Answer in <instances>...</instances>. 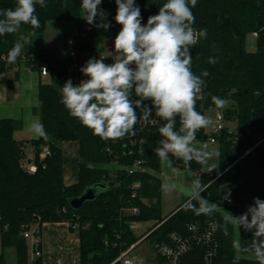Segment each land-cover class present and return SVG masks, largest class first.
I'll return each instance as SVG.
<instances>
[{
    "label": "trees",
    "instance_id": "obj_1",
    "mask_svg": "<svg viewBox=\"0 0 264 264\" xmlns=\"http://www.w3.org/2000/svg\"><path fill=\"white\" fill-rule=\"evenodd\" d=\"M166 0H135L141 9L142 22L158 14ZM46 7L36 5L40 26L23 25L18 32L0 36V75L14 67L2 58L17 41H24L46 31L51 21H75L77 24L74 50L77 58L49 56L36 51L30 43H24L22 54L28 57L25 64L41 71L47 62L50 82L39 86V115L47 132L46 138L29 141L35 149L33 159L26 160V142L16 140L14 134L23 123L19 119H0V235L2 248L15 250L16 264H43L42 256L30 258V246L24 232L40 223L68 222L77 225L81 241V264H111L120 252L141 237L129 229V222L155 221L147 239L154 244L168 239L172 232L190 235L189 225L204 226L217 221L219 249L214 264H258L237 254L254 256L236 251L233 239L243 245L251 244L252 232L237 230L229 225V235H224L222 216L225 211L241 215L253 204L254 198L264 200V0H197L192 8L196 29H207V38H201L191 50L192 70L202 77L205 87L197 110L222 111L227 121L236 123L234 129L225 127L215 135L219 145V171L203 173L202 184L206 191L201 195L217 206L212 215H197L185 204L167 220L162 216L160 158L155 153L162 139L158 126L136 127V135L117 141H104L94 136L76 119L69 116L61 103L60 89L69 79L77 84L75 62L86 52H95L99 59L104 44L117 34L111 24L115 21V0H102L99 6L104 13L108 29L89 25L82 17V0H45ZM16 0H0V12L14 8ZM2 18V17H0ZM101 23L100 17L96 24ZM258 33L256 49L247 48L252 33ZM101 53V54H100ZM21 54V55H22ZM216 58L217 63H208ZM20 56L16 63H22ZM111 63L112 57L106 58ZM226 99L230 105L217 108L211 97ZM146 104L151 106L150 101ZM138 114H139V110ZM154 115V112H153ZM179 126V121H177ZM212 134L206 129L197 133L200 142L208 141ZM80 144V178L78 183L67 186L63 181L64 141ZM135 143H131L132 141ZM49 154L41 158L44 148ZM181 169L202 170L203 165L192 161L190 165L177 160ZM138 163V165H136ZM26 164L37 166L32 173ZM138 185V186H136ZM88 188H95L97 196L74 210L70 200L81 196ZM230 191V201L223 199ZM135 193V196H133ZM195 203V201H193ZM138 208L139 214H122L124 208ZM65 209V210H64ZM115 244L118 246L115 247ZM40 244L38 245V247ZM205 248L196 246L184 257L183 264H203ZM0 264H8L5 253Z\"/></svg>",
    "mask_w": 264,
    "mask_h": 264
},
{
    "label": "clouds",
    "instance_id": "obj_2",
    "mask_svg": "<svg viewBox=\"0 0 264 264\" xmlns=\"http://www.w3.org/2000/svg\"><path fill=\"white\" fill-rule=\"evenodd\" d=\"M101 3L102 0H82L81 17L89 25L106 30L110 24L104 21ZM37 4L47 6L45 0H16L14 8L0 12V36L16 33L23 25L38 28ZM115 4L114 19L120 30L114 39L113 62L108 63L101 56L88 59L80 69L86 79L78 84L71 79L65 82L60 89L61 103L70 117L104 141L135 136L138 123L155 125L154 112L162 121L158 128L162 139L154 150L161 162L171 164L170 157H174L186 165L192 161L206 165L219 153L198 147L197 133L212 127L214 122L196 107L205 87L202 77L209 75L207 70L199 75L192 70L190 50L201 38H207V29L194 27L192 8L197 0H166L146 24L142 23L141 9L135 0H115ZM98 16L101 23L96 24ZM24 43L17 41L8 51L9 64L21 56ZM217 62L216 58L208 60L210 64ZM211 99L217 108L227 107L226 99L218 96ZM27 127L35 138L47 137L39 120L29 117ZM178 187L169 182L162 185V191L172 194ZM205 191L206 186L199 178L182 190L188 197L187 207L197 215H212L216 211L217 206L201 195ZM230 194L225 192L223 199L231 202ZM229 225L254 236L249 245L233 239L232 247L254 255L258 264H264V200L254 198L247 211L238 216L225 211L220 225L224 235H229Z\"/></svg>",
    "mask_w": 264,
    "mask_h": 264
},
{
    "label": "crops",
    "instance_id": "obj_3",
    "mask_svg": "<svg viewBox=\"0 0 264 264\" xmlns=\"http://www.w3.org/2000/svg\"><path fill=\"white\" fill-rule=\"evenodd\" d=\"M48 78L49 80L47 81V76H42L39 70H34L26 64H17L0 75V119L12 118L22 121V128L16 131L14 136L16 140L26 142V160L30 162L34 157L35 149L29 141L38 138H35L28 129V118L41 122L39 115V86L42 83L50 82V77ZM208 141L215 144L216 149H213L211 145L203 149L219 153L218 143ZM61 146L63 181L65 185L71 186L78 183L80 178V144L78 141L71 140L64 141ZM209 160L216 167L211 171L208 162L203 165L200 171L181 169L177 164L176 158L171 161V164L162 163L159 175L162 185L175 182L179 186L172 194H167L164 191L161 193V208L164 220L170 218L187 204L188 197L182 192L184 187L191 185L194 179L199 178L202 180L203 173L219 171V155L213 156ZM149 231L145 235H149ZM31 245L30 243L29 246L31 247ZM37 249L42 253L43 264H81V241L78 230L74 227L72 228V225L68 222L43 223L40 246ZM30 255V257H33L31 248ZM14 256H16V253ZM14 261L16 264L17 258Z\"/></svg>",
    "mask_w": 264,
    "mask_h": 264
},
{
    "label": "built area",
    "instance_id": "obj_4",
    "mask_svg": "<svg viewBox=\"0 0 264 264\" xmlns=\"http://www.w3.org/2000/svg\"><path fill=\"white\" fill-rule=\"evenodd\" d=\"M146 24L145 22H142ZM112 28L114 29L115 33L118 34L120 30V25H118L115 21L111 24ZM92 29L91 25H87L85 27V31L88 32ZM252 36L257 38L258 33H252ZM113 40L115 37L112 38ZM108 41V40H107ZM30 42V39H27V43ZM107 43V42H106ZM104 44L105 49L100 53L101 57L109 58L113 55V43L106 46ZM199 43V42H198ZM76 44V40L72 41V54L73 57L77 58V53L74 50ZM98 56L95 52H86L85 54L81 55L80 61L75 62V67L78 69L77 71V82L79 83L81 80L86 79L83 73L80 71L81 67L85 65L86 61L90 58H96ZM22 63H14L13 65L17 64H25V60H28V57L25 54L21 55ZM2 58L6 60L5 54L2 55ZM29 66V65H28ZM32 68V66H29ZM40 74L42 76L50 77V70L49 65L47 62L43 63L41 66ZM153 119H157V123L153 125L152 123H138L136 127H152L159 125V119L156 118L154 115ZM225 116L223 112L220 110L217 112L215 122L213 124L211 133L213 136L209 139L211 142H216L215 135H219V133L225 128ZM136 141H132L131 143H135ZM49 154V148L45 147L43 152L41 153V158H45ZM138 165V163L136 164ZM25 169L34 173L37 170V166L34 164H26ZM138 186V185H136ZM135 196V193H133ZM65 210V209H64ZM122 214L129 215H137L139 214V209L124 208L122 210ZM139 227V222L136 220H132L129 222V229L134 231ZM190 235H182L177 232H172L166 241L157 242L153 244L152 248V256L150 261H143L139 256L134 255V251L136 248L147 240L148 235L141 237L137 242L131 244L130 246L123 249L119 256L111 263V264H183L184 257L196 246H201L205 248L203 253V264H214L215 257L218 253L219 249V241H218V229L219 225L217 221H208L204 226L198 224H190L189 226ZM75 229L78 228L77 225L74 226ZM40 223L33 225L31 230L25 231L24 236L27 239H31V247L33 249L32 254L33 257L42 256V253L38 248L40 244ZM118 244H115V247ZM37 247V248H36ZM255 257V256H253ZM257 261V259H255ZM258 262V261H257Z\"/></svg>",
    "mask_w": 264,
    "mask_h": 264
},
{
    "label": "rangeland",
    "instance_id": "obj_5",
    "mask_svg": "<svg viewBox=\"0 0 264 264\" xmlns=\"http://www.w3.org/2000/svg\"><path fill=\"white\" fill-rule=\"evenodd\" d=\"M77 24L75 21H51L48 23L47 29L42 34H36L32 36V40L29 42L32 44L33 47H35L36 51L39 53H44L49 56H68L72 51V41L75 40L77 35ZM113 39L110 38L108 41H106V46L113 43ZM256 38L250 35L247 40V48L250 51H254L256 49ZM47 81L49 78L47 77ZM77 82V81H76ZM78 84V82H77ZM227 105H230L228 103ZM216 110H211L206 112V116L211 118L213 122H215ZM226 120V119H225ZM226 126L234 129L236 126L235 122L232 121H225ZM213 127V126H212ZM212 127H209L206 129L207 133H211ZM212 146L213 149H216V145L210 143L209 141L200 142L198 147L204 148L207 146ZM219 147V145H218ZM30 153V151H28ZM171 161H173V157H170ZM209 169H211L214 165L212 161H208ZM141 223L137 229L133 231V234L135 236L142 237L147 233L148 230H151L154 225L155 221H145V222H139ZM1 238V237H0ZM29 244L31 243V239H28ZM1 243V240H0ZM32 249V247H30ZM152 248L153 243L149 240H146L142 244H140L136 250L134 251V255L139 256L143 261H150V258L152 256ZM15 250L12 248L7 249L6 251L2 248V243L0 247V255L2 253H5L6 260L8 264H15L14 259L16 260ZM33 251V249H32ZM13 253V254H12ZM31 256V255H30ZM242 257H245L248 260L255 261V257L253 256H243L240 253L237 254V259H240ZM31 260L33 257H30Z\"/></svg>",
    "mask_w": 264,
    "mask_h": 264
},
{
    "label": "water",
    "instance_id": "obj_6",
    "mask_svg": "<svg viewBox=\"0 0 264 264\" xmlns=\"http://www.w3.org/2000/svg\"><path fill=\"white\" fill-rule=\"evenodd\" d=\"M97 196V190L95 188H88L84 193L70 200V205L74 210H79L86 202L94 200Z\"/></svg>",
    "mask_w": 264,
    "mask_h": 264
}]
</instances>
